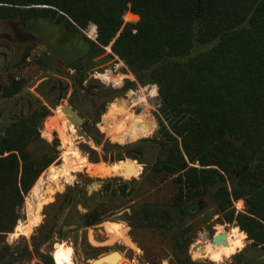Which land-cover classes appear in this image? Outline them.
I'll return each instance as SVG.
<instances>
[{
	"label": "trees",
	"instance_id": "1",
	"mask_svg": "<svg viewBox=\"0 0 264 264\" xmlns=\"http://www.w3.org/2000/svg\"><path fill=\"white\" fill-rule=\"evenodd\" d=\"M127 12L138 21L125 22ZM0 22L37 37L48 36L53 27L71 34L83 55L73 69L109 47L108 57H118L134 75L121 88L97 92L102 103L86 122L97 145L103 135L96 124L107 104L138 86L156 85L161 139L151 173L175 177L176 205L209 200L215 207L210 215L234 224L252 241L234 256L240 264H264V0H0ZM89 25L95 41L82 32ZM31 44L25 45V59ZM57 45L52 37L50 48ZM102 76L114 78L110 72ZM84 81L76 78L75 91H91L94 86ZM21 88L15 79L1 88L7 102L0 103V264L32 258L27 243L11 245L7 235L25 218V195L58 157L34 126L36 106L29 103L30 111H23L28 102L15 96ZM141 146L107 142L100 154L84 143L83 151L97 163L139 157ZM239 200L242 212L234 207ZM187 231L183 228L185 247ZM175 244L181 252L180 242ZM39 256L54 264L51 256ZM185 261L177 264H200Z\"/></svg>",
	"mask_w": 264,
	"mask_h": 264
},
{
	"label": "rangeland",
	"instance_id": "2",
	"mask_svg": "<svg viewBox=\"0 0 264 264\" xmlns=\"http://www.w3.org/2000/svg\"><path fill=\"white\" fill-rule=\"evenodd\" d=\"M138 19L139 17L131 12H127L124 16L127 23L136 22ZM93 26L89 25L82 32L87 38L95 41L96 37L89 36ZM52 37H56L58 40V45L54 50L49 46ZM29 41L32 43L30 55L25 59L24 48ZM73 43V36L64 33L59 28L53 27L48 36L37 37L35 34H24L14 23L0 22V103L7 102L6 98H2L1 88L7 87L10 79L20 82L22 88L15 96L28 102L26 106L24 105L23 111L28 112L31 105L36 106L33 114L34 126L39 131L42 140L50 143L53 150L58 153L56 161L42 172L35 185L25 195V218L19 222L13 233L7 235V241L11 245H22L23 243L29 245L32 258L25 264H44L39 254L44 258L51 256L56 264L54 254L57 247L62 244L72 248L71 261L73 264H177L174 251L171 248L169 233L165 235L163 232L148 229L131 232L129 238L126 235L128 226L121 222L123 220L118 222L116 217L111 216L105 221L120 223L125 229V233L122 235L124 236L123 240L135 250L128 249L115 238L110 239L105 227L96 229L90 227L86 233H81L84 229L77 225V229L73 233L65 234L72 224L63 221L59 226L56 238L51 234L48 238H44L51 228L42 232L41 227L33 228L34 224L40 225L45 221L44 214L50 216L49 226H54L58 222L56 216L61 215L64 207L59 208L55 204L45 205L49 199L57 196L58 191L65 192L78 188L80 185H82L80 187L82 190L88 185L92 191L103 185L106 186L107 194L113 196L115 195L114 185L117 180L123 178L118 173H126L128 170L125 165L120 166L119 164L122 162H118V160L105 162L101 159L97 163L91 162L88 154L83 151V144L86 142L76 134L69 119L64 118L65 114L61 111V107L71 104L87 118L86 121L89 120L91 123L93 119L90 115L95 113V107L102 103L97 93L99 89L121 88L126 80H135L134 75L118 57H108V54L111 53L109 47L106 48L104 55L93 60L85 59L82 61L80 69H73L71 64L83 56ZM109 72L114 77L113 79H106L102 76ZM81 76L85 80L84 86H94L95 88L92 87L90 92H85L80 88L75 91L76 78ZM135 91H140V93L134 95ZM73 99L74 103H72ZM160 107L161 101L156 85L138 86L131 89L123 97L108 103L106 111L100 116L96 128L103 135L102 144L99 146L94 142L86 144H89L100 154L103 152V145L107 142L123 147L142 144L139 150L137 149L139 157L136 163L140 165L139 173L136 176L124 177L126 180H137L140 178V174L149 172L152 164L159 159ZM121 115H125L124 120ZM105 119L108 120V123L105 122ZM154 119L157 124L152 123ZM141 126L142 129L138 131ZM84 128L87 131L89 126L85 124ZM132 130L138 131L137 135H131ZM79 159L85 161L82 163ZM53 178L55 179L53 180ZM147 179L150 187L140 192V196L143 195V192H147L148 198L156 201L170 202L174 200L177 191L174 176L154 175L150 172ZM99 199L100 197L97 195L90 205ZM114 200L115 198L108 196L105 198L107 204L104 208L105 211L116 207L117 204ZM205 202L206 205L201 213L183 223V228L188 230L186 238H188L189 246L187 247L188 251L184 253L176 250L177 257L190 259L192 262L200 264H240V258L234 256L251 247L252 241L234 224L222 221L221 217L215 213L210 215L215 211V207L209 200ZM126 203L125 200L124 204ZM76 206H80L78 200L72 213L76 212ZM234 207L237 212H242L245 209L242 200L235 201ZM59 231L63 233L61 236H58ZM75 231L78 233V237L82 235L89 242L92 238L94 242L95 240H106L103 244H106L107 247L100 248L98 247L100 244L95 242L92 243L93 247L86 248L82 243H79V238L75 237ZM171 233L177 234L178 231L173 229ZM219 233L227 234L228 245L211 244V238ZM239 239L243 243L236 242ZM85 246L87 245L85 244ZM202 246L204 249L201 248ZM256 250L257 248L252 250L251 254H254ZM113 251L122 254L116 262L111 259L104 260L102 263L93 262L100 256ZM262 259L263 256H260L256 261Z\"/></svg>",
	"mask_w": 264,
	"mask_h": 264
},
{
	"label": "flooded vegetation",
	"instance_id": "3",
	"mask_svg": "<svg viewBox=\"0 0 264 264\" xmlns=\"http://www.w3.org/2000/svg\"><path fill=\"white\" fill-rule=\"evenodd\" d=\"M64 118L67 117L65 116ZM141 129L142 126L138 129V131ZM138 131L132 130L131 135H137ZM127 163L131 164V166H128L126 173L118 174L125 178L130 177V175L136 176L137 173H139L140 165L137 164L136 161L131 160L127 161ZM154 163L152 164L149 172L140 174V178H137V180H117V183L114 185L115 195L113 196L109 193L107 194L108 191L105 189L106 186L104 187L103 185H101L98 189L94 188L92 191L88 188V185H86L83 190L80 188L82 185H80L78 188L72 190L57 192V196L53 198L51 204H55V206L57 205L59 208L64 207V209L60 216H56L58 217V222H56L54 226H49L50 224L48 221H50V216L44 214L43 217L45 218V221L42 222L43 226H40L41 232L51 228L49 230L50 233H48L52 236L55 235L56 238L57 231L60 229V224L63 221H67L70 222L72 226L67 232H65V234L73 233V231L77 229V225L84 229L81 233H86L90 227H93L94 229L103 227V224L106 222L105 220L112 216L116 217L118 222L123 220L121 222H124V224L128 226L129 237L131 236V232L144 231L148 229L157 230L159 232L165 231V233H169L171 247L174 251V258L177 262H181V259L177 257V246L175 243L180 242L182 247L181 253L188 251L187 247L183 246L185 244V238L183 236V223L188 221V219L195 218V215L201 213L204 209V206L206 205V202L204 200H197L186 205H176L174 201H156L155 199L148 198L146 195L147 192H143V195L141 194L142 196H140V192H142L145 188L147 189L150 187L147 177L150 174ZM119 165L123 166L125 163L122 162ZM97 195L100 197V199L90 205L94 197ZM107 196L109 198H115L114 202L117 205L116 207L114 206V208H110L109 210L105 211L104 208L107 206L105 198H107ZM77 200L80 202V206H76V212L72 213L73 207ZM125 200L127 202L126 204H124ZM99 208L100 212L97 216L94 214V211ZM65 210H67L66 213H64ZM181 211H183V213ZM92 219H95V221H90ZM104 225L106 230L111 234L110 239H118L119 237L124 239V236L122 235L125 233V230L118 224L108 222ZM172 225L177 226V228H174L177 229L178 233L180 234L179 236L178 234L171 233ZM61 234L63 233L59 231L58 236H61ZM77 235L78 233L75 231V237L79 238V243H82L84 247H93L91 242H89L86 237L83 238L82 235L78 237ZM95 242L100 244L98 246L100 248L107 247L103 244V242H106V240H95ZM85 244L87 246H85ZM124 244V246L128 247V249L132 251L135 250L130 244ZM187 260L192 263L190 259Z\"/></svg>",
	"mask_w": 264,
	"mask_h": 264
},
{
	"label": "water",
	"instance_id": "4",
	"mask_svg": "<svg viewBox=\"0 0 264 264\" xmlns=\"http://www.w3.org/2000/svg\"><path fill=\"white\" fill-rule=\"evenodd\" d=\"M61 111L65 114V116L69 119L70 123L74 126L76 134L83 138L86 143H91L93 142L92 137L90 134L85 130L84 124L87 120V118L81 114L77 109H75L71 104L67 106H62ZM152 123L157 124V121L154 119ZM97 145V144H96ZM99 146V145H97ZM127 160L131 161H137L138 156L134 155L129 159H123L118 162H124L125 167L131 166V164L127 163ZM125 180V178H122ZM211 244L212 245H228L227 242V234L226 233H219L215 235L214 237L211 238ZM204 249V247H201ZM122 254L118 251H113L111 253L105 254L103 256H100L99 258L95 259L93 262L94 263H102L104 260L107 261L108 259H111V261H115L120 258Z\"/></svg>",
	"mask_w": 264,
	"mask_h": 264
},
{
	"label": "bare ground",
	"instance_id": "5",
	"mask_svg": "<svg viewBox=\"0 0 264 264\" xmlns=\"http://www.w3.org/2000/svg\"><path fill=\"white\" fill-rule=\"evenodd\" d=\"M76 157V156H75ZM78 158V157H76ZM82 161V163L85 161H83L82 159H79ZM78 160V162H79ZM75 165H77L75 162H73ZM81 164V162H80ZM78 164V165H80ZM74 165V166H75ZM82 165V164H81ZM85 165V163H84ZM64 167V165H63ZM69 167V166H68ZM72 167V166H70ZM60 168V167H59ZM65 169V168H64ZM66 171V170H65ZM57 172V171H56ZM55 174V173H53ZM66 174V173H65ZM61 175V174H60ZM54 176V175H52ZM55 178H53L54 180ZM53 182V181H52ZM71 255H72V248L68 247V246H65L64 244L60 245L59 247H57L56 251H55V259H56V264H73L72 261H71ZM125 264H128V263H125Z\"/></svg>",
	"mask_w": 264,
	"mask_h": 264
},
{
	"label": "crops",
	"instance_id": "6",
	"mask_svg": "<svg viewBox=\"0 0 264 264\" xmlns=\"http://www.w3.org/2000/svg\"><path fill=\"white\" fill-rule=\"evenodd\" d=\"M57 158H58V157H57ZM55 161H56V160H55ZM55 161H54V162H55ZM123 178H124V177H123ZM58 192H61V191H58ZM53 198H54V196H53ZM53 198H52V199H49V202H46L45 205H46V204L50 205V204H51V201L53 200ZM46 206H47V205H46ZM66 212H67V210H65L64 213H66ZM108 222H109V221H106L105 223H108ZM41 223H42V222H41ZM105 223H104V224H105ZM110 223H115V222H110ZM18 224H19V223H18ZM104 224H103V227H105ZM116 224H118L120 227H122V226L120 225V223H116ZM41 225H42V224H40V225L34 224L33 228H34V227H40ZM122 228H123V227H122ZM123 229H124V228H123ZM105 230H106V228H105ZM124 230H125V229H124ZM31 231H32V229H31ZM106 231H107V230H106ZM107 232H108V231H107ZM108 233H109V232H108ZM29 234H30V233H29ZM29 234H28V235H29ZM24 235H26V234H24ZM126 235L128 236V233H127V232H126ZM110 236H111V234L109 233L108 237L111 238ZM128 237H129V236H128ZM129 238H130V237H129ZM90 241H91V244H92V243H95L93 238H92V240H90ZM116 241L122 243L123 245H125L124 243H126V242H125L122 238H120V237H119L118 239H116ZM130 243H131V242H130ZM127 244H128V243H127ZM131 244H132V243H131ZM92 245H93V244H92ZM105 245H106V244H105ZM106 246H107V245H106ZM125 247H126V246H125Z\"/></svg>",
	"mask_w": 264,
	"mask_h": 264
},
{
	"label": "built area",
	"instance_id": "7",
	"mask_svg": "<svg viewBox=\"0 0 264 264\" xmlns=\"http://www.w3.org/2000/svg\"><path fill=\"white\" fill-rule=\"evenodd\" d=\"M137 93H140V91H135V92H133L134 95H135V94L137 95Z\"/></svg>",
	"mask_w": 264,
	"mask_h": 264
}]
</instances>
